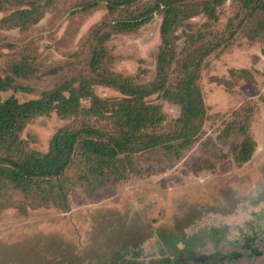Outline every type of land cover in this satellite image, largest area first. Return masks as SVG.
<instances>
[{"label":"rangeland","instance_id":"obj_1","mask_svg":"<svg viewBox=\"0 0 264 264\" xmlns=\"http://www.w3.org/2000/svg\"><path fill=\"white\" fill-rule=\"evenodd\" d=\"M9 1L0 11V76L14 84L0 100L38 99L65 82L122 99L105 82V71L141 85L158 80L161 15L136 31H116L125 8L111 15L107 0H96L99 6L87 11L79 5L93 0H56L24 29L1 23L30 7ZM247 13L238 0H226L215 18L195 15L174 34L168 83L176 84L186 66L200 77L207 117L196 142L177 145L176 154L162 146L136 153L125 164L135 171L129 168L123 178L90 174L78 157L63 179L72 188L63 201L46 203L9 189L11 205L0 209V264H264V15ZM104 22L109 25L100 27ZM103 35L109 38L100 43ZM100 53L103 60L93 63ZM19 66L25 69L16 74ZM147 100L166 116L160 131H175L180 105L162 93ZM246 106L253 110L257 147L238 166L241 136L226 131L241 121ZM82 119L41 116L20 139L47 153L61 128Z\"/></svg>","mask_w":264,"mask_h":264},{"label":"trees","instance_id":"obj_2","mask_svg":"<svg viewBox=\"0 0 264 264\" xmlns=\"http://www.w3.org/2000/svg\"><path fill=\"white\" fill-rule=\"evenodd\" d=\"M56 0H18L30 5L29 9L17 11L13 16L2 19L12 27L28 28L38 23ZM107 0L109 14L120 9L128 12L119 18L116 31H136L149 24L157 15L163 18L161 37L163 47L159 53L158 80L141 85L132 78L105 71V82L116 88L123 98H101L82 84L75 88L73 82H65L58 88L44 92L40 98L20 102L15 97L0 100V209L11 205L10 191L16 190L28 198L38 197L43 202L66 200L72 188L64 186L63 179L75 159L84 158L87 172L101 179L111 176L123 178L126 171H135L131 157L134 154L164 147L176 154V147L192 146L202 132L207 117L205 103L198 84L197 69H189L179 76L176 84L168 83L167 68L173 57H169L176 40V30L187 19L198 14L215 18L216 10L226 0ZM249 16L264 15V0H238ZM9 0H0L3 11ZM100 1L82 2L79 7L87 11L99 6ZM135 7V9H131ZM121 10V11H123ZM217 19V18H216ZM109 25L104 22L100 27ZM264 26V22H261ZM262 27L258 28V32ZM264 38V30L260 33ZM100 37V43L108 39ZM212 44V41L207 42ZM206 43V44H207ZM218 47V45H217ZM210 50V51H209ZM214 50L211 47L206 51ZM206 55V53H205ZM104 56L96 55L93 63H99ZM23 69L17 67L19 74ZM12 77L0 76V92L13 88ZM162 93L169 102L181 107L177 129L173 132L160 131L166 116L159 105L147 99ZM83 100L90 102L83 106ZM252 109L243 107L241 121L228 126L226 136L240 135L242 141L234 155L238 166L247 164L253 157L257 143L251 132ZM56 113L62 118H78L79 125L61 128L53 137L47 153L32 151L20 133L34 119ZM127 164V166H125ZM11 189V190H9ZM56 190V191H55ZM63 206L64 205H60Z\"/></svg>","mask_w":264,"mask_h":264}]
</instances>
